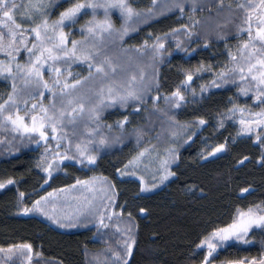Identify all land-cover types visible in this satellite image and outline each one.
I'll list each match as a JSON object with an SVG mask.
<instances>
[{
    "label": "snow or ice",
    "instance_id": "obj_1",
    "mask_svg": "<svg viewBox=\"0 0 264 264\" xmlns=\"http://www.w3.org/2000/svg\"><path fill=\"white\" fill-rule=\"evenodd\" d=\"M52 3L53 0H27V3L21 5L16 0H0V26L7 30L0 31V53H6L8 57L7 60H0V75L11 77V90L7 92L6 99L0 102V129L10 130L21 138L27 135L31 139L33 134H38L37 143L43 141L47 144L49 139H54L55 148H62L63 151H54L53 145H48L40 157L47 165L44 172L49 178L66 157L78 160L81 165L91 166L97 159V152L93 149L109 147L115 142L123 143L127 135L125 128L130 123L129 117L124 116L114 123H106L101 119L105 108L119 104L126 109L131 101L135 104V110L139 111L150 99L154 102V111L165 112L157 106L160 93L157 92L155 96L150 93L154 86L159 87L156 65L166 51L170 54L165 43L169 33L156 35L151 43L145 39L139 44H128L126 39L153 16L170 9L183 14L187 6L184 0H152V7L141 10L131 0H60L56 7H60L61 3H67V6L52 18L49 11ZM206 4L210 10L213 7L218 10L225 7L224 0H206ZM227 7L228 20L243 12L238 33H246V38L239 41L234 52L228 51L229 60L224 67L213 69L208 66L213 79L208 84H201L200 92L203 94L208 88L226 85L231 81L241 85L237 95L247 97L249 93H253L251 99L264 105V0H259L258 3L256 0L240 2L236 4L235 10L230 3ZM21 8L24 10L19 11ZM198 9L203 10L196 0H192L191 11L195 13ZM114 10L119 13V25L113 19ZM88 13L91 14L77 28L80 18ZM220 15L221 12L217 11L215 17L209 16L203 20L195 15L189 16V24L171 29L170 33L175 36L179 31L187 37L200 39V32L196 31L199 26L205 33L204 43L207 45L208 36L213 34L208 23ZM20 19H26L27 23L18 22ZM228 20L224 23H228ZM74 31L81 33L79 38L71 37ZM216 35L223 36V32H217ZM29 38H32L31 47H28ZM176 47H181L179 41ZM21 48H25L28 53V59L24 63L19 62L14 55L20 53ZM185 51L192 49L186 48ZM77 61L87 65L86 75L81 76L69 70ZM61 65L65 67L62 68ZM204 67L201 65L195 70L187 71L186 78L180 85L170 95L163 97L166 104L179 108L182 103L187 102L181 88L190 89L195 98L196 89L191 88L190 82ZM45 72L50 74V79L45 78ZM73 76L78 78L73 79ZM49 93L52 99L45 104L43 100ZM36 96L40 99L36 100ZM237 113L240 114L238 135L254 134L256 141L264 146V131H258L264 129V107L253 112L250 107L233 103L220 114L218 126L223 127L228 118L235 120ZM167 119L171 125L172 138L184 135L189 141L196 134V128L206 125L203 117L193 120L195 127L191 128L180 124L174 116ZM151 130L148 128L147 132ZM189 131L192 135H187ZM133 132L138 145L151 138L143 128H134ZM0 142H6V137L0 135ZM209 147L211 151L203 152V156L212 157L225 150L227 138L225 143ZM154 152V160L158 161L154 169L156 175L151 177L154 181L152 183L145 182L144 176H140L141 189L144 191L153 189L176 175L170 168L179 157L176 144L164 150L163 158L155 144H148L140 148L124 167L138 169L140 162ZM69 153L72 155L69 156ZM260 161L264 163V155L260 157ZM117 171L121 176L124 175L120 170ZM11 183V178L2 181L0 188ZM249 190L242 188L240 192L247 193ZM24 195L23 192L19 193L20 197ZM115 203L113 182L108 177L94 175L85 179L77 177L72 184L52 189L32 201L31 207L23 205L18 211L42 213L61 227H75L81 219L94 221L99 230L112 227L110 222L113 218H123L122 209L119 213L110 210ZM72 204V213H64L61 206ZM140 211L144 212V209ZM127 219L132 221L131 213H128ZM115 229L117 231L113 235L120 239L116 240L115 246L109 243L102 254H96L93 264H131L136 244L132 224L121 228L117 223ZM257 229L264 231V203L249 205L245 210L237 208L230 222L209 225L200 237L194 253L204 252L200 264H215V256L220 251L237 241L249 244L248 238ZM0 255L4 257L0 264L11 261L13 257L21 258L19 264H32L33 256L39 257L41 253L34 252L31 243H20L9 244L6 248L0 246ZM221 264H264V253L259 257L222 261Z\"/></svg>",
    "mask_w": 264,
    "mask_h": 264
},
{
    "label": "trees",
    "instance_id": "obj_2",
    "mask_svg": "<svg viewBox=\"0 0 264 264\" xmlns=\"http://www.w3.org/2000/svg\"><path fill=\"white\" fill-rule=\"evenodd\" d=\"M131 2L141 10L152 7V0ZM240 2L247 0H224L223 9L213 7L210 10L206 0H196L203 10L198 9L193 13L192 0H184L187 6L183 14L170 9L153 16L126 39L128 44H139L145 39L151 43L156 35L169 33L165 43L170 54L166 51L156 65L159 87L154 86L150 93L152 96L160 93L157 106L165 112L154 111L150 99L139 111L133 110L135 104L131 101L126 109L119 104L105 108L102 120L106 123H114L124 116L129 117L130 123L125 128L127 135L123 143L115 142L109 147L93 149L97 152L94 165H81L78 160L66 157L49 178L38 165L43 162L40 159L41 151L48 145H54V151H63L62 148H55L56 141L49 139L47 144L43 141L37 143L38 134H33L31 139L27 135L21 138L10 130L0 129V135L6 137V142H0V182L9 178L13 180V183L0 188V246L6 248L9 244L31 243L34 252L41 253L39 257L33 256L32 264H93L96 254H102L109 243L115 246L116 240L120 239L113 235L117 231L115 225L119 223L123 228L131 223L136 237L131 264H199L204 252L195 254L194 250L209 225L230 222L237 208L245 210L249 205L264 203V163L260 161L264 146L253 137H239L237 125L231 121L224 122L223 127L218 126L220 114L231 104L255 105L251 99L253 93L247 97L237 95L241 85L231 81L226 85H219L218 82L219 86L208 88L203 94L200 92V85L208 84L213 79L208 66L213 69L224 67L229 60L228 51L234 52L239 41L246 38V33H238L243 12L228 20L227 5L230 3L235 10L236 4ZM66 6H55L51 12H59ZM217 11L221 12L220 17L208 23L213 34L208 36L207 45L204 43L205 33L199 26L196 31L200 32V39L187 37L179 31L175 36L170 33L171 29L189 24V16L195 15L203 20L209 16L215 17ZM225 20L228 23H224ZM220 31L223 36L216 35ZM177 41L181 43L180 48L176 47ZM186 48L192 51H185ZM26 58L27 54L26 57L23 55L22 61L26 62ZM18 61L21 62L20 59ZM201 65L205 67L190 82L191 88L196 89L195 98L190 89L181 88L185 92L186 103H182L179 108H172L166 102L161 106V99L180 85L187 71ZM69 70L86 75L77 62ZM10 90L11 77L0 75V102L6 99ZM169 116H174L180 124L189 128L195 127L193 120L203 117L206 125L196 128L193 139L181 146L179 157L171 167L176 175L161 187L143 192L139 179L120 178L117 170L124 167L138 148L151 141L145 139L144 143L138 145L133 129L143 128L147 132L151 128L147 132L148 137L156 132L159 134L162 126L169 125ZM104 131L107 132V129ZM187 135H192V132L189 131ZM226 138L225 150L212 157L202 155L209 145L214 147L217 143H225ZM97 174L113 179L117 189L114 208L118 213L123 210V218H113L110 222L112 227L108 229L98 230L94 224H90L81 230H63L39 215L18 211L23 205L30 207L38 196L72 184L77 177L82 179ZM242 188L250 190L241 193ZM21 192L25 194L24 197L19 196ZM128 213H131L132 221L127 219ZM248 239L249 244L233 242L241 248V255L259 256L264 253V231L257 229ZM16 262L17 258L13 257L8 264Z\"/></svg>",
    "mask_w": 264,
    "mask_h": 264
},
{
    "label": "rangeland",
    "instance_id": "obj_3",
    "mask_svg": "<svg viewBox=\"0 0 264 264\" xmlns=\"http://www.w3.org/2000/svg\"><path fill=\"white\" fill-rule=\"evenodd\" d=\"M16 2L18 3V4H24V3H27V0H16ZM58 2H60V0H53V3H52V6H51V8H50V15H51V17L52 18H55L56 16H57V14L59 13V12H57V11H52L51 12V10L56 6V4L58 3ZM61 4H66L67 5V3H61ZM24 9L23 8H21L19 11H23ZM61 11V10H60ZM157 11H159V9H157ZM163 13V12H162ZM162 13H160V14H162ZM91 13H88V15H85V16H82L81 18H80V20L78 21V23H77V25H76V27L78 28L79 27V24L80 23H83L85 20L83 19V17L85 18V19H87L88 18V16L90 15ZM159 14V15H160ZM17 15H19V12L17 13ZM155 16H157V15H155ZM83 19V20H82ZM113 19H114V21H115V23L117 24V25H119L120 24V18H119V13H118V11L117 10H114L113 11ZM18 22H20V23H27V20L26 19H20V20H18ZM38 22V21H37ZM67 30V29H66ZM0 31H4V32H6L7 30H6V28H3V26H0ZM80 35H81V33L79 32V31H74V32H72L71 33V37L72 38H79L80 37ZM31 39L32 38H29V43H28V47H31ZM25 53V54H24ZM26 54H27V56H28V53H27V50L25 49V48H21V52L20 53H14V55H16L17 56V59L19 60L20 59V61H21V63H24V61H22V58H23V55L26 57ZM8 59V57H7V55H6V53H0V60H7ZM28 58H26V60H27ZM77 63H78V65L80 66V68H81V70H83L86 74H87V71H88V69H87V65H85V64H83L82 62H78L77 61ZM196 74H198V73H196ZM52 75H54V74H52ZM81 76L82 75H84V74H80ZM2 76H4V75H2ZM8 77V76H7ZM45 78L46 79H50V74L49 73H47V72H45ZM72 78H75L74 76L72 77ZM35 99L36 100H39L40 99V97L39 96H36L35 97ZM52 99V97H51V94L49 93L48 95H46L45 96V98H44V100H43V102L45 103V104H48L49 102H50V100ZM161 106H163L164 105V103H165V100L162 98L161 99ZM154 102H152V104H153ZM29 104H31V101H29ZM243 106H246V107H250L251 108V110L253 111V112H256V111H259L262 107H264V105H260L258 102H255V105H243ZM134 111H136L135 110V108L133 109ZM102 115H103V113H102ZM239 117H240V114L239 113H237L236 114V119L235 120H233V119H231V118H228V119H226L225 120V122L226 121H231L233 124H235V125H237V128H238V132H239ZM101 119H102V116H101ZM218 120H219V118H218ZM81 127V130L83 129V126L81 125L80 126ZM170 129H171V125H167V124H165L164 126H162V129H161V131H159V134L156 132V133H154V135H152V136H150L151 138L150 139H148L150 142H148L147 144H145V145H143L142 147H140V148H144V147H146V145H148V144H155L156 145V149H157V151L159 152V155H160V157L161 158H163L164 157V155H165V152H164V150L166 149V148H168L170 145H172V144H176V145H178V148H179V150L181 149V146L186 142V141H188L187 140V136H184V135H181L179 138H172V136H171V131H170ZM258 131H264V129H259ZM239 137H242V136H250V137H253V138H255V135L254 134H240V135H238ZM158 137V138H157ZM54 146V145H53ZM46 148V147H45ZM44 148V149H45ZM140 148H138V151L140 150ZM44 149L41 151V155L44 153ZM137 151V150H136ZM134 152V154L133 155H135L137 152ZM207 152H210L211 151V147H208L207 148V150H206ZM205 152V151H204ZM203 153V152H202ZM132 155V156H133ZM131 156V157H132ZM154 156H155V152L152 154V155H150V156H148V157H146V158H144L143 160H142V162H140V164L138 165V169H134V168H131V167H129V168H125V167H123V168H121L120 169V172H123L124 173V175L123 176H121L120 174H119V172H118V176L120 177V178H125V177H135V178H137V179H139L140 180V176H144V178H145V182H148V183H152V182H154V181H152V179H151V177L152 176H154V175H156V173H155V171H154V169H155V167H156V164L158 163V161H155L154 160ZM130 157V158H131ZM129 158V159H130ZM128 159V160H129ZM176 161L177 160H175V161H173V163L170 165V168L176 163ZM45 167H47V165L46 164H44L43 162H42V164H41V169L42 170H44V168ZM171 171H172V169H171ZM97 175H101V176H105V177H108V176H106V175H103V174H97ZM94 176V175H93ZM90 177H92V176H90ZM86 178H88V177H86ZM112 182H113V184H114V186H115V191L117 192V189H116V185H115V182L113 181V179L112 178H110V177H108ZM171 177H169V179H170ZM82 179H85V178H82ZM168 179V180H169ZM167 180V181H168ZM167 181H165L163 184H158L157 185V187H155V188H153V189H150V190H147V191H144V190H142L143 192H151V191H153V190H155V189H157V188H159V187H161L162 185H164ZM117 194V193H116ZM116 204V203H115ZM114 206L115 205H113L111 208H110V210L111 211H115L116 209L114 208ZM31 207V206H30ZM68 207H69V209H68ZM61 208H62V210H63V212L64 213H66V214H71L72 213V211H73V208H74V204H72V205H62L61 206ZM115 212H117V211H115ZM118 213V212H117ZM34 214H36V215H39V216H41V217H43V218H45L47 221H49L50 223H52L54 226H56L57 228H60V229H63V230H81V229H83V228H85L86 226H88V225H90V224H94V221H85V220H83V219H81L80 221H79V223H77L76 224V226L75 227H61L60 225H58V224H56V223H54L52 220H50L48 217H45L42 213H39V212H34ZM106 223H109V221H105ZM242 243V242H241ZM257 257H259V256H257ZM4 258V257H3ZM17 258V257H16ZM17 263V262H16ZM7 264H8V261H7Z\"/></svg>",
    "mask_w": 264,
    "mask_h": 264
},
{
    "label": "flooded vegetation",
    "instance_id": "obj_4",
    "mask_svg": "<svg viewBox=\"0 0 264 264\" xmlns=\"http://www.w3.org/2000/svg\"><path fill=\"white\" fill-rule=\"evenodd\" d=\"M232 245H234V243H232ZM231 247V246H230ZM228 247L225 250H222L219 252L218 255L215 256V264H221L222 261H226V260H231V259H239L241 257H248L251 258L253 256L256 255H245V254H240V247L237 246H232V248ZM3 256L0 255V260H3ZM21 258L17 257V263L19 264ZM5 264H7V261H5ZM200 264V263H199Z\"/></svg>",
    "mask_w": 264,
    "mask_h": 264
}]
</instances>
